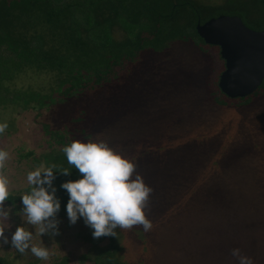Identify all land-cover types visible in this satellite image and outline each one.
I'll list each match as a JSON object with an SVG mask.
<instances>
[{"label":"rangeland","instance_id":"obj_1","mask_svg":"<svg viewBox=\"0 0 264 264\" xmlns=\"http://www.w3.org/2000/svg\"><path fill=\"white\" fill-rule=\"evenodd\" d=\"M203 2L214 6L222 0ZM176 45L174 54L165 53L159 70L146 78L148 106L131 117L135 119L109 128L95 141L117 144L125 140L127 151L122 156L139 154L142 148L151 150L150 144H156L158 154L148 160L153 165L139 173L153 190L144 209L152 229L116 228V236L94 238L93 229L82 218L70 224L69 219L57 216L58 234L40 236L38 226L27 224L19 215L22 209L8 207L11 228L5 229V236L9 243L0 240V254L10 255V264H58L62 258L67 264H82L84 256L90 262L100 249L112 244L120 249L116 256L120 264H238L231 255L235 248L253 264H264V103L243 105L236 100L234 107H221L208 102L202 89L205 56L195 47ZM209 55L215 70L210 83H214L225 71V62L216 48ZM53 80L49 73L19 77L12 88L44 91ZM185 80L200 90L187 86ZM54 97L62 99L58 94ZM55 109L47 106L41 112L26 113L20 107L0 105V123L14 127L6 128L7 136L0 135V150L9 154L0 177L7 179L9 193L25 194L31 188L27 174L44 167L33 161L43 162L53 150L43 127L54 124ZM18 150L32 154L29 162L19 159ZM19 226L33 232L31 244L48 248L47 260L30 251L20 254L12 247L11 236Z\"/></svg>","mask_w":264,"mask_h":264},{"label":"trees","instance_id":"obj_2","mask_svg":"<svg viewBox=\"0 0 264 264\" xmlns=\"http://www.w3.org/2000/svg\"><path fill=\"white\" fill-rule=\"evenodd\" d=\"M263 4L264 0H222L221 5L214 6L203 0H0V105L20 107L26 113L57 107L53 110L55 115L58 113L54 124L43 127L53 150L43 162L36 158L32 161L37 167L55 165L53 187L61 205L57 213L60 220H68L69 200L61 184L82 178L67 162L63 147L75 140L95 142L106 130L125 123L138 115L140 108L148 106L144 97L145 86L149 85L146 78L159 70L165 53L174 54L176 46L179 48L177 43L182 48L200 49L205 56L207 72L202 89L206 90L208 102L221 107H234L236 100L243 105L264 103V81L249 98L235 100L222 94L218 80L210 83L215 72L209 55L213 47L197 34L198 25L221 16H237L252 31L264 32ZM178 70L183 72V68ZM48 73L54 80L44 91L12 88L19 77ZM186 85L197 87L190 81ZM55 94L62 99L55 98ZM12 129L13 124H7V130ZM106 143L121 155L127 151L125 140ZM149 147L153 148L123 155L136 164V174L145 173L153 165L148 160L158 154L157 146L151 143ZM15 153L21 161L32 157L20 150ZM64 169L70 174L60 172ZM21 196L9 193L5 208L21 210ZM119 251L112 244L100 249L90 262L84 256L81 263L120 264L116 260ZM8 257L0 254V264H10ZM58 264H67V260L62 258Z\"/></svg>","mask_w":264,"mask_h":264},{"label":"clouds","instance_id":"obj_3","mask_svg":"<svg viewBox=\"0 0 264 264\" xmlns=\"http://www.w3.org/2000/svg\"><path fill=\"white\" fill-rule=\"evenodd\" d=\"M7 128V123H0V134ZM67 162L74 166L82 178L66 181L61 187L67 191L69 200L66 205L70 224L83 218L85 224L93 229V237L116 236V228L131 230L142 226L150 231L152 222L146 217L144 209L148 205L152 188L145 184L141 175L136 174V164L123 157L107 143L73 141L62 149ZM9 154L0 150V167ZM55 165L40 167L27 174L31 190L21 196L23 208L19 215L29 225L38 226L40 236L45 233H57L59 221L56 219L60 210V201L53 187ZM64 175L70 171L64 169ZM51 189V191H49ZM9 199L8 181L0 177V240L8 244L5 229H10V208H5ZM33 232L19 226L11 236L12 247L20 254L30 251L41 260L49 258L47 247H38L30 242ZM231 255L238 264H253L250 257L242 255L240 249L231 250Z\"/></svg>","mask_w":264,"mask_h":264},{"label":"water","instance_id":"obj_4","mask_svg":"<svg viewBox=\"0 0 264 264\" xmlns=\"http://www.w3.org/2000/svg\"><path fill=\"white\" fill-rule=\"evenodd\" d=\"M197 34L207 46L220 49L225 71L217 87L222 94L243 99L260 88L264 81V32L252 31L237 16H221L198 25Z\"/></svg>","mask_w":264,"mask_h":264}]
</instances>
